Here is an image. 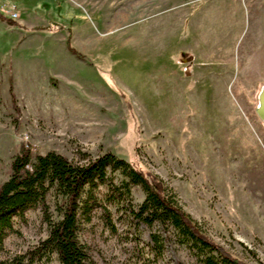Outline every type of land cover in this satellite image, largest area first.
<instances>
[{"label":"rangeland","instance_id":"1","mask_svg":"<svg viewBox=\"0 0 264 264\" xmlns=\"http://www.w3.org/2000/svg\"><path fill=\"white\" fill-rule=\"evenodd\" d=\"M0 13L14 21L0 19V184L20 142L80 163L110 151L163 179L214 241L264 264V120L250 84L264 79V0H0ZM97 194L109 219L96 209L78 233L90 264H202L173 238L152 248L162 227L129 213L141 186ZM46 202L57 219L53 191ZM47 234L41 206L28 208L0 260Z\"/></svg>","mask_w":264,"mask_h":264},{"label":"trees","instance_id":"2","mask_svg":"<svg viewBox=\"0 0 264 264\" xmlns=\"http://www.w3.org/2000/svg\"><path fill=\"white\" fill-rule=\"evenodd\" d=\"M0 19L14 23L2 13ZM66 45L80 57L69 39ZM10 168L9 177L0 184V240L11 228L14 216H21L37 205L41 206L48 234L28 254L14 255L9 260H0V264H47L53 260L57 264H90L87 247L78 233L81 221L89 219L96 209H103L106 220L109 219V210L97 194L100 184L108 186L111 200H120L123 194L129 197L132 185L141 186L144 199L136 208L131 207L129 213L149 228L155 224L162 227V231L149 233L152 248L159 254L164 241L173 238L191 250L202 264H246L209 236L183 209L163 179L110 151L80 163L53 150L37 153L31 145L20 142ZM113 172L121 175L119 184L113 182L110 176ZM52 191L57 219L46 202Z\"/></svg>","mask_w":264,"mask_h":264},{"label":"crops","instance_id":"3","mask_svg":"<svg viewBox=\"0 0 264 264\" xmlns=\"http://www.w3.org/2000/svg\"><path fill=\"white\" fill-rule=\"evenodd\" d=\"M194 56V55H193ZM195 58L196 57H194V59H192L191 61L194 63L195 62ZM191 62V63H192ZM196 63V62H195ZM198 63V62H197ZM196 63V64H197ZM204 63H208V60L207 61H205ZM195 68V67H194ZM250 84L253 86V89H255V90H257L258 91V93H260V91L262 90V88H264V79H261V80H258V81H253V82H250ZM254 90V91H255ZM254 91H252L251 90V92H254Z\"/></svg>","mask_w":264,"mask_h":264},{"label":"water","instance_id":"4","mask_svg":"<svg viewBox=\"0 0 264 264\" xmlns=\"http://www.w3.org/2000/svg\"><path fill=\"white\" fill-rule=\"evenodd\" d=\"M261 96H262V99H261ZM263 101H264V88H262V90L260 91V94L258 95V102L260 104V107L264 106ZM256 112H257L258 116L262 118V115L258 112V108L256 109Z\"/></svg>","mask_w":264,"mask_h":264},{"label":"bare ground","instance_id":"5","mask_svg":"<svg viewBox=\"0 0 264 264\" xmlns=\"http://www.w3.org/2000/svg\"><path fill=\"white\" fill-rule=\"evenodd\" d=\"M259 94H260V93H259ZM261 99H262V96H261ZM263 105H264V101H263ZM257 108H258V112L262 115V118H263V119H262L261 117H260V118H261L262 120H264V106H261V107H260V104H259V102H258Z\"/></svg>","mask_w":264,"mask_h":264},{"label":"built area","instance_id":"6","mask_svg":"<svg viewBox=\"0 0 264 264\" xmlns=\"http://www.w3.org/2000/svg\"><path fill=\"white\" fill-rule=\"evenodd\" d=\"M10 10H11V14L16 17L18 12H17V9H16V6L14 4H11L10 5Z\"/></svg>","mask_w":264,"mask_h":264}]
</instances>
